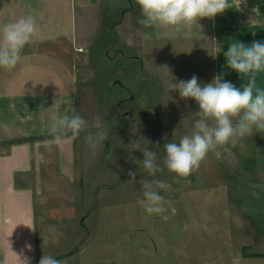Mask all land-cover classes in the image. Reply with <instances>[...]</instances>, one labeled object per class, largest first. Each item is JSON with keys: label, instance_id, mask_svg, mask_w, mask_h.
Here are the masks:
<instances>
[{"label": "rangeland", "instance_id": "374dc122", "mask_svg": "<svg viewBox=\"0 0 264 264\" xmlns=\"http://www.w3.org/2000/svg\"><path fill=\"white\" fill-rule=\"evenodd\" d=\"M109 1H99L104 11L97 46L71 49L73 64L83 73L80 115L92 123L101 116L108 139L96 151L89 148L83 180L68 186L53 178L57 204L46 217L38 264L43 255L62 264H264V256L242 255L243 246L264 252V130L254 129L236 146L221 147L219 159L210 152L187 178L163 164L164 145L190 135L199 111L193 98L181 99L171 85L193 75L202 85L213 81L218 42L209 28L220 30L214 25L219 18H202L179 31L144 27L138 23L137 0H111L115 6ZM131 5L122 21L124 31L113 33L111 24ZM149 30L151 37L145 35ZM46 66L15 78L37 80L49 89L56 86V77ZM7 145L1 142L0 150ZM136 145L139 149H133ZM146 147L157 153L163 168L155 176L142 167ZM129 170L136 172L135 180ZM154 179L172 184V191L163 193L168 221L148 214L141 203L140 182ZM79 187L81 204L65 198L67 190L78 195Z\"/></svg>", "mask_w": 264, "mask_h": 264}, {"label": "crops", "instance_id": "0c3cea01", "mask_svg": "<svg viewBox=\"0 0 264 264\" xmlns=\"http://www.w3.org/2000/svg\"><path fill=\"white\" fill-rule=\"evenodd\" d=\"M99 1L0 0V28L27 15H34L37 22V33L23 49L20 62L11 70L0 68V143L8 141L7 147L0 150V264H21L25 257L31 258L30 264H38V248L46 238V217L50 207L57 204L53 178L68 186L84 179L92 152L85 139L89 131H94L91 119L86 120L88 129L81 132L79 139L68 135L57 145L48 132V118L52 112L63 114L71 106L80 114L83 73L74 66L71 49L97 46V38H102L100 22L104 10ZM107 5L115 6L111 0ZM132 6L121 10L120 18L113 21V33L124 31L122 21ZM236 7L232 5L216 16L219 23L214 25H219L224 33L212 25L209 32L211 39L218 42L215 77L219 75L222 81L240 88L248 82L247 78L227 66L224 53L233 42L247 46L253 41L264 42V0H247L241 10ZM153 34L150 30L145 32L148 37ZM124 38L127 40V36ZM38 65L46 66L55 75L56 86L47 89L39 87L37 80L22 82L15 78H26L28 71L34 74ZM255 79L256 87L264 90V71L258 72ZM20 137L30 139L9 143ZM79 190L78 195L67 190L65 198L81 204L84 195L81 187ZM29 244L31 250L26 247Z\"/></svg>", "mask_w": 264, "mask_h": 264}, {"label": "clouds", "instance_id": "9594fccd", "mask_svg": "<svg viewBox=\"0 0 264 264\" xmlns=\"http://www.w3.org/2000/svg\"><path fill=\"white\" fill-rule=\"evenodd\" d=\"M142 12L138 23L144 27L174 28L199 24L202 18L213 19L232 7L230 0H137ZM236 9L246 0H235ZM200 26V25H199ZM201 27V26H200ZM37 33L34 15L21 16L0 28V68L11 70L21 60L25 46ZM255 35V33H253ZM227 66L237 71L247 83L240 88L230 81H222L216 76L212 82L201 84L193 75L189 80L172 83L171 90L178 91L181 99L193 98L199 105L197 119L193 121L192 133L181 137L179 143L164 145L166 157L164 166L179 178H187L199 168L206 156L213 152L219 159V149L231 143L236 146L239 141L254 134V129L264 130V90L256 87V74L264 71V42L253 41L250 46L243 42L230 43L224 53ZM234 122V118H237ZM49 134L57 145L68 135L79 137L88 129V122L77 112L75 106L66 112H52L49 115ZM85 139L96 151L104 146L108 139V126L99 115L91 125ZM133 149H139L136 145ZM143 169L155 176L163 168L158 164L157 153L147 147L142 150ZM128 175L135 180L136 172L129 170ZM142 200L148 214H158L165 221L171 219L166 214L168 208L163 193L172 191V184L162 180H142ZM175 215V209L171 210ZM188 225H184L187 230ZM31 250V245H26ZM30 257L20 260L21 264H30ZM39 264H62L51 255H43Z\"/></svg>", "mask_w": 264, "mask_h": 264}, {"label": "trees", "instance_id": "16d2710c", "mask_svg": "<svg viewBox=\"0 0 264 264\" xmlns=\"http://www.w3.org/2000/svg\"><path fill=\"white\" fill-rule=\"evenodd\" d=\"M28 139H30V138H26V137L14 138V139H10L9 143L20 142V141L28 140ZM242 255H244V256H264V252H260V251L248 252V251H246V246H243L242 247Z\"/></svg>", "mask_w": 264, "mask_h": 264}, {"label": "built area", "instance_id": "2783aa9c", "mask_svg": "<svg viewBox=\"0 0 264 264\" xmlns=\"http://www.w3.org/2000/svg\"><path fill=\"white\" fill-rule=\"evenodd\" d=\"M246 1H247V0H246ZM230 2L232 3V5L237 6L236 3H235V0H230Z\"/></svg>", "mask_w": 264, "mask_h": 264}, {"label": "water", "instance_id": "95a60500", "mask_svg": "<svg viewBox=\"0 0 264 264\" xmlns=\"http://www.w3.org/2000/svg\"><path fill=\"white\" fill-rule=\"evenodd\" d=\"M129 115H130V113L129 112H127Z\"/></svg>", "mask_w": 264, "mask_h": 264}]
</instances>
